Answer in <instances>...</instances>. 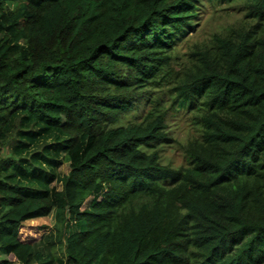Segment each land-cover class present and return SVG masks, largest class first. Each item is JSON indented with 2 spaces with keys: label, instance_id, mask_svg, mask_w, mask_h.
Masks as SVG:
<instances>
[{
  "label": "trees",
  "instance_id": "1",
  "mask_svg": "<svg viewBox=\"0 0 264 264\" xmlns=\"http://www.w3.org/2000/svg\"><path fill=\"white\" fill-rule=\"evenodd\" d=\"M197 1L0 0V137L13 120L57 131L28 163L63 151L70 167L34 190L21 160L0 161V264L264 262V0H213L242 22L169 87ZM169 108L197 130L185 166L162 161ZM52 212L50 232L23 235Z\"/></svg>",
  "mask_w": 264,
  "mask_h": 264
},
{
  "label": "rangeland",
  "instance_id": "2",
  "mask_svg": "<svg viewBox=\"0 0 264 264\" xmlns=\"http://www.w3.org/2000/svg\"><path fill=\"white\" fill-rule=\"evenodd\" d=\"M197 4L199 10L194 31L176 46V56L172 63L173 71L168 78L169 87L177 81L182 67L188 61L190 52L196 45L200 49L211 47L217 36L224 35L230 28L237 26L243 20L244 8L240 7L238 2L225 3L213 0H198ZM169 109L165 131L170 140H167L161 147L163 148L162 161L175 167L185 166L188 163L186 150L190 141L196 136L197 130L192 124L190 116L184 110ZM139 113L140 111L137 109L130 111L126 115L125 121L133 120ZM63 138L67 139V136L57 131L41 130L37 125L31 124L27 120H24L22 125L19 120H13L4 136L0 137V161L6 157H13L18 162L21 160L19 166L17 163L18 179L23 186L37 190L41 183L45 184L46 179L49 177L47 175L50 172L55 174L67 173L70 169L69 161L65 159V152L62 151L58 157L55 156L56 160L58 158L57 163L51 166L45 162L40 164L33 161L32 165L28 162L31 160L32 154L45 152L46 149L59 146L58 142ZM61 159L62 162L59 161ZM39 160L42 161V159ZM47 185L50 189L61 188V183L56 180V175L49 179ZM55 224V216L52 212L48 216L28 220L22 232L25 237L36 238L50 232ZM77 228L74 223H70L67 227L66 236L76 231ZM0 258H3L1 249Z\"/></svg>",
  "mask_w": 264,
  "mask_h": 264
}]
</instances>
